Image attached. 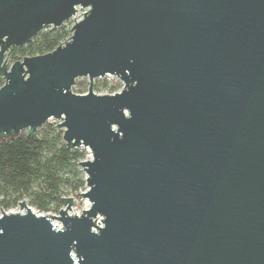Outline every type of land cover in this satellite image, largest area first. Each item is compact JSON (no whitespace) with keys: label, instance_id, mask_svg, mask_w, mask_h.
<instances>
[{"label":"water","instance_id":"obj_1","mask_svg":"<svg viewBox=\"0 0 264 264\" xmlns=\"http://www.w3.org/2000/svg\"><path fill=\"white\" fill-rule=\"evenodd\" d=\"M107 76L123 90L95 95ZM0 77V141L57 119L92 154L89 208L2 213L0 264H264V0H0Z\"/></svg>","mask_w":264,"mask_h":264},{"label":"trees","instance_id":"obj_2","mask_svg":"<svg viewBox=\"0 0 264 264\" xmlns=\"http://www.w3.org/2000/svg\"><path fill=\"white\" fill-rule=\"evenodd\" d=\"M67 38L63 29L40 32L27 46L11 49L8 59L14 63L46 55ZM3 84L0 77V88ZM62 135V131L49 128L42 136L36 133L28 137L22 132L14 139L0 141V208L8 209L27 196L41 211L51 202L62 203L57 197L58 174L83 158L82 153L66 149Z\"/></svg>","mask_w":264,"mask_h":264},{"label":"rangeland","instance_id":"obj_3","mask_svg":"<svg viewBox=\"0 0 264 264\" xmlns=\"http://www.w3.org/2000/svg\"><path fill=\"white\" fill-rule=\"evenodd\" d=\"M82 10V11H81ZM88 12V9H81L77 8V12L74 17L65 22L60 28L55 31H59L63 29V32L68 33V40L72 36V29L76 23L80 22L83 19L84 14ZM48 30H52L51 27L43 29L41 32H45ZM65 40V41H66ZM64 41V42H65ZM105 85V86H104ZM90 88V82L88 78H79L75 81V84L71 88V93L74 95H85L88 93ZM123 90V84L117 77L114 76H107L101 79H95L92 83V91L95 95L98 96H106V95H113L119 93ZM62 123V120L51 119L43 126L37 129L34 133L38 136H42L49 128L59 130L58 126ZM62 143L64 144L63 140ZM79 153L83 154V158L77 162L76 164L72 165L70 168L61 171L58 174L61 182L57 187V197L59 199H72L73 205L70 207V210L66 209L63 203L59 204L58 202H51L48 204L47 209L45 211H41L36 205L32 204L31 197H25L17 204L11 206L8 209L0 208V216L2 213H19L20 212V204L24 203L28 208H30L36 215L38 216H50L54 218H60V211H66L69 216H80L85 210L89 208V202L86 199H83L80 195L85 193L86 188V175L83 172L82 168L80 167V162L83 161H90L92 158V154L88 149L79 148L77 150ZM38 184L35 185L33 192L37 191ZM53 218L52 223L61 228L62 224Z\"/></svg>","mask_w":264,"mask_h":264},{"label":"bare ground","instance_id":"obj_4","mask_svg":"<svg viewBox=\"0 0 264 264\" xmlns=\"http://www.w3.org/2000/svg\"><path fill=\"white\" fill-rule=\"evenodd\" d=\"M89 204V203H88Z\"/></svg>","mask_w":264,"mask_h":264}]
</instances>
